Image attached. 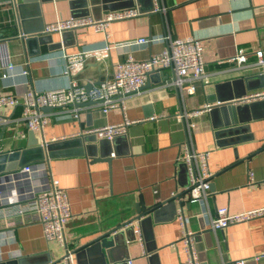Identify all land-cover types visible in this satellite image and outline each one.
<instances>
[{"label":"crops","instance_id":"0c3cea01","mask_svg":"<svg viewBox=\"0 0 264 264\" xmlns=\"http://www.w3.org/2000/svg\"><path fill=\"white\" fill-rule=\"evenodd\" d=\"M129 1L18 0V23L12 21L8 29L4 28L5 21L14 20V13L8 6L0 7V44L6 41L0 55L6 53L13 66L10 71L0 69V96L21 97L28 90L67 88L71 81L97 85L108 80L116 63L128 54L146 60L160 53L166 37L197 39L208 75L207 84L190 81L194 93L188 94L184 89L189 82L182 89L166 86L172 72L163 69L148 75L137 92L125 97L123 107L106 114L94 102L79 107L78 119L60 109L46 112L50 122L42 133L29 132L19 121L20 106L0 108V115L11 121L0 126L3 151L24 149L33 142L41 144L42 139L72 137L124 119L133 121L125 134L114 137L112 143H102V150L97 151L98 156L109 159L108 163L99 158L90 161L85 156L57 157L50 159L42 171L0 176V202L19 200L23 209L21 216L0 219V263L39 264L44 256L51 261L64 257L62 247L44 239L31 199L32 192L54 180L68 197L72 219L65 233L74 258L75 251L93 239L119 234L111 249L102 250L105 264H185L176 219L180 213L189 219L187 228L196 236L195 247L202 264H233L240 260L264 264V257L253 260L264 255V216L222 231L208 227L217 208L240 213L264 207V102L255 101L252 109L247 107L249 102L239 103L247 109L242 114L236 110L235 124L217 105L264 89L259 87L262 81L258 78L247 84L241 81L264 72V65L237 68L229 61L239 48L250 53L249 64L255 62L256 50H263L264 59V0H132L133 6ZM125 9H136L139 14L110 22L105 32L78 28L27 44L16 37L21 19L30 26L40 20L47 25L73 16L99 19ZM139 38L151 41L111 47ZM107 44L111 48L106 58L88 59L75 77L62 75L64 55ZM206 104L215 108L191 120L176 118ZM186 144L197 152H209L211 189L203 205L189 203L184 195L187 174L182 165L176 164V158ZM152 208H157L154 221L142 228V218L134 220L137 212ZM134 229H139L141 242ZM89 254H84L83 264L94 263L95 256Z\"/></svg>","mask_w":264,"mask_h":264},{"label":"built area","instance_id":"2783aa9c","mask_svg":"<svg viewBox=\"0 0 264 264\" xmlns=\"http://www.w3.org/2000/svg\"><path fill=\"white\" fill-rule=\"evenodd\" d=\"M17 1L0 0V7L8 6L14 13V20L9 19L5 21L4 28L6 29L13 25L14 22L12 21L18 23V17L15 14V12L17 13ZM138 14L139 11L136 9H125L107 13L99 19L88 16L80 18L70 17L66 20L60 19L54 23L44 25L42 33H62L64 31H75L78 28H92L95 32H105L110 22L135 17ZM19 36L17 33L16 37ZM150 41V39L139 38L126 43L113 44L112 46L107 44L103 48L89 49L76 54L64 55L65 66L62 75L70 78L75 77L83 69L88 59L103 60L108 56L111 47L148 44ZM4 42L6 41H3L0 47L4 45ZM163 42L165 43V47L161 52L146 60H137L128 54L122 61L116 63L112 76L108 80L99 82L97 85L89 83L91 85L89 89H86L85 85H77L71 81L67 88L53 89L45 92L28 90L21 97L2 95L0 96V108L20 106L21 115L19 121L29 132L42 133L43 129L50 122V114L43 112V108L64 110L65 112L72 113L68 117L71 116L73 119H78V105L91 101L99 107V111L102 114H106L110 110L123 107L125 97L137 92L144 85L149 73L154 69L158 71L169 69L172 72L173 78L166 82V86H175L182 89L183 85L189 82L184 89L188 94L194 93V87L190 84V81H200L204 84L208 83V75L205 71V63L202 56V47L197 39L193 37L185 39H171L166 37L163 39ZM5 54L2 53L0 55V69L10 71L13 66L9 57ZM249 54L246 50L239 48L229 61L233 62L237 68H245L251 65H264L263 50L259 49L253 52L256 60L251 64L248 63ZM22 74L25 75L26 71H22ZM257 100H264V89L246 94L237 101H239L238 103H248ZM217 105H220V103H217ZM213 106L212 104H206L199 109L185 114L181 113L176 118L179 120H191L204 112H209ZM149 119L154 120L156 117H150ZM9 123H11L9 119L0 115V126H7ZM131 123L133 121L124 119L117 124H107L99 128L87 129L72 137L85 134L94 135L96 139L110 141L116 136L125 134L127 127ZM64 139L67 138L62 137L51 139L50 141L42 139L41 144ZM208 156L209 152H197L186 144L184 145L182 153L176 158V164L178 166L182 165L187 174L188 183L183 190L184 195L191 204L198 203L203 205L210 196V179L212 175L207 167ZM45 168L46 166L37 164L33 167L24 166L17 169L16 172L26 174L33 170L42 171ZM171 196L174 198L177 197L175 193H172ZM31 199L35 204L36 219L41 225L44 239L46 241H53L64 249V257L61 259V264H76L74 251L67 247L66 241L65 231L68 223L72 219V213L65 191L58 186L56 181L51 180L46 186L32 192ZM19 205V200L11 199L1 201L0 219H5L7 216H21L23 209ZM263 216L264 207L240 213H230L228 208L221 207L217 208L214 215L211 216L208 227L214 232L222 231L230 225L247 222ZM176 219L180 227V239L185 256L184 263L202 264L195 247L196 236L187 228L188 217L179 213L176 215ZM133 232L134 235H137L138 241L141 242L142 238L139 229H134ZM263 257L264 255H257L253 260L259 261ZM125 264H132V261H127ZM219 264L226 263L221 261ZM233 264H246V261L240 260Z\"/></svg>","mask_w":264,"mask_h":264},{"label":"water","instance_id":"95a60500","mask_svg":"<svg viewBox=\"0 0 264 264\" xmlns=\"http://www.w3.org/2000/svg\"><path fill=\"white\" fill-rule=\"evenodd\" d=\"M130 3L131 6H133L132 0L129 1V4ZM18 7L20 9L21 5H18ZM27 23L25 22V20L21 19L20 27L17 28L18 29L17 33L18 35H20L18 38L23 40L24 43L27 44L31 40H36L39 42L44 41V37L46 36L48 37L50 35V34L42 33L44 25L42 24L41 20L36 25L33 26H30ZM63 33L64 32H62V34ZM63 37L64 36H62V39ZM156 72L159 71L157 69H154L149 73V75L154 74ZM256 78L262 81L259 87H263L264 72L255 75H248L244 78V81L243 79L241 81L242 83L244 82L247 84L249 81ZM85 87L86 89H89L91 85L88 84ZM236 98H237L236 101H229L226 103H222L221 105H218L221 109H224L229 116H231L234 124L236 123V115H237L236 110L242 114V112L245 111V109H247L246 107L238 106L240 105L238 103L239 101H237L238 96ZM261 101L264 102V100H258L257 102H261ZM254 103L255 101L249 102V104L247 105L250 104L251 105L247 107L249 109H252L250 107H252ZM89 104H91V101L80 104L78 106L80 107ZM214 108L215 106L210 111H212ZM52 110L53 108H47V107L42 109L43 112H48ZM229 131L232 130L229 129ZM115 138L109 141L106 139H96L94 135L80 134L79 136L69 137L64 140L49 142L47 144H38L37 142H33L28 144L24 149H15V150H7V151H3L0 149V176H2L3 174L16 172L17 169L22 168L24 166L33 167L34 165L37 164L46 166V164L50 159L57 157L85 156L90 161H98L100 159V160H105L108 163L109 159H107L106 157L98 156L97 151L102 150V143H112ZM0 140H1V136H0ZM156 211L157 208H152L144 212L138 211L137 217H135L134 220H140V218H142L139 221L140 226L142 228L146 224L149 226L152 223V221H154V216ZM117 236H119V234H105L99 236L96 239H93L92 241L87 243L86 245L82 246L78 250H76L75 259L77 260L76 261L77 264H83L82 262L84 259V254H89V253H90L89 255L93 254L95 256V261L94 263L91 264H105V256L102 250L111 249L116 244L115 242L117 240ZM149 249H151V247ZM96 252L98 255H96ZM153 257L156 258V254H154ZM113 262H119V260L114 259ZM0 264H5V263H0ZM7 264H21V261L18 262L12 261V262H8ZM39 264H61V260L51 261L50 257L44 256V258L41 260Z\"/></svg>","mask_w":264,"mask_h":264}]
</instances>
